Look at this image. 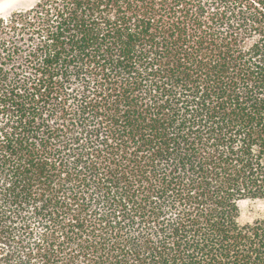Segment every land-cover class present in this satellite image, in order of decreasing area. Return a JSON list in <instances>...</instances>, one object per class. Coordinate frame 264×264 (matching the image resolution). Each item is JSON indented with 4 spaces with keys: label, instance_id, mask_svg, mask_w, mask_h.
I'll return each mask as SVG.
<instances>
[{
    "label": "trees",
    "instance_id": "trees-1",
    "mask_svg": "<svg viewBox=\"0 0 264 264\" xmlns=\"http://www.w3.org/2000/svg\"><path fill=\"white\" fill-rule=\"evenodd\" d=\"M264 0H40L0 17V264H264Z\"/></svg>",
    "mask_w": 264,
    "mask_h": 264
},
{
    "label": "rangeland",
    "instance_id": "rangeland-1",
    "mask_svg": "<svg viewBox=\"0 0 264 264\" xmlns=\"http://www.w3.org/2000/svg\"><path fill=\"white\" fill-rule=\"evenodd\" d=\"M7 0H0V3ZM40 0H15L11 6L0 13V17H8L14 12L30 9L37 4ZM264 215V200H247L241 204L242 222L252 221L254 218Z\"/></svg>",
    "mask_w": 264,
    "mask_h": 264
},
{
    "label": "bare ground",
    "instance_id": "bare-ground-1",
    "mask_svg": "<svg viewBox=\"0 0 264 264\" xmlns=\"http://www.w3.org/2000/svg\"><path fill=\"white\" fill-rule=\"evenodd\" d=\"M15 0H7V1H3V3H0V13L2 11L7 10L10 6L11 3H13Z\"/></svg>",
    "mask_w": 264,
    "mask_h": 264
}]
</instances>
